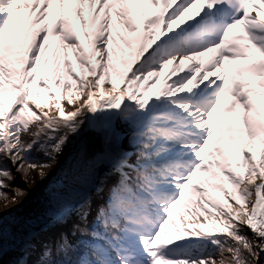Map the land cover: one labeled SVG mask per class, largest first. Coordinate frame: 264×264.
<instances>
[{"label":"snow or ice","instance_id":"obj_1","mask_svg":"<svg viewBox=\"0 0 264 264\" xmlns=\"http://www.w3.org/2000/svg\"><path fill=\"white\" fill-rule=\"evenodd\" d=\"M51 2L0 0V264H264V108L249 92L264 93L250 79H237L244 67L232 63L251 59L237 49L264 53V20L250 19L249 0H76L92 9L93 24L104 10L93 40L77 9L95 45L86 55L65 27L66 0H57L58 11H47ZM145 2L158 11L137 24L132 8L117 7L110 25L113 7ZM22 6L30 8L26 21L13 17ZM240 26L251 46L232 42L244 38L230 37ZM56 35L62 42L46 57ZM134 42L132 63L110 64L113 56L123 61ZM69 48L82 72L73 67ZM205 54H211L206 63ZM38 60L57 74L37 75ZM184 61L189 70L170 79ZM224 61L234 69L231 81ZM168 64L164 86L149 96L140 85L159 79ZM62 66L77 81L74 88L68 82L61 88ZM247 68L250 76L264 77V60ZM227 94L233 99L224 111L232 115L222 129L221 97ZM254 108L261 119L250 115ZM241 119L244 129L236 123ZM233 159L242 172L230 170ZM58 164L42 205L12 215L17 197L25 195L13 183V169L29 184L37 176L47 179L46 170ZM181 204L185 211L174 214ZM177 217L193 227L169 234L166 225Z\"/></svg>","mask_w":264,"mask_h":264},{"label":"bare ground","instance_id":"obj_2","mask_svg":"<svg viewBox=\"0 0 264 264\" xmlns=\"http://www.w3.org/2000/svg\"><path fill=\"white\" fill-rule=\"evenodd\" d=\"M18 3L21 5H24L26 3V0H18ZM255 3L259 5V8L253 7L252 0H249L248 3V11L250 14V19L256 17L259 15V17L264 20V0H255ZM117 7H120L122 11H126L127 8H132L133 9V14H132V20L134 23L139 24L141 20L147 18L148 15L153 14L158 11L157 8L152 6L150 3H143V4H135V5H129V6H116L111 9V20H110V25H115L117 22V16H116V11ZM59 10V6L57 3V0H52L51 4L49 5V8L47 11H52V10ZM77 9H82V15L85 20L88 21V26H87V31L92 32L93 36L91 39L94 40L95 36V30L99 27L100 24V18L103 17L104 15V10L101 9L100 12V17H98L95 21V24L92 23L91 19V12L92 9L89 8L87 4H78L76 0H66L65 3V13H66V29L69 30L70 34L75 35L81 42V45L85 49V55L94 49L95 45L90 43V38L89 36L85 35L86 27L85 24L82 22L80 15L77 14ZM39 11V9H37ZM190 11L194 14L196 11V7L194 6ZM30 8L28 7H20L13 12V17L14 19H19L20 21H26L28 16H29ZM33 17L35 16V13L31 14ZM139 17V19H137ZM47 19V17H46ZM36 27H39V25H36ZM120 27V35L124 36L125 38L128 37L129 33L126 28L121 24L119 25ZM8 31H13L15 33V30L9 27ZM113 36L116 37L118 44L123 47L124 42L123 40L120 39V36L116 34L115 29H113ZM233 36H243V39H234L232 42L238 45H249L251 46L253 42L249 39H247L248 33L244 29L243 26H240L236 29L232 30V33H230V37ZM51 42H52V47L48 50V52L44 53L46 57H50L51 52L53 49L57 47L58 42H62V38L59 35L52 36L51 37ZM109 51L113 49V45L110 42L108 45ZM137 44L134 42L131 51L126 50L123 55V61L117 60L115 56H113L110 60V64H123V63H132L133 60L135 59L134 53L136 51ZM237 50H244V51H249L251 53V59H244V58H237V60L233 61V64L236 65H241L244 67V73L248 71L247 66L251 63L258 62L261 58H264V53H261L258 48L250 47L248 49H237ZM69 55L70 58L73 60V67L77 72H82V68L79 65V63L76 61V56H75V49L74 48H69ZM211 54H205V56L202 58L203 62H207ZM39 62H41L39 60ZM55 64V61L52 62ZM62 63V62H61ZM189 63L188 61H184L180 63L179 70L177 72H172V76L170 79H174L177 74H183L184 71L189 70ZM63 67V76L64 78H67L68 80H75L73 77H71L68 72H67V67ZM224 67L229 73V80L231 81L232 74L234 72V69L229 66L228 61H224ZM172 71V64H168L165 66L162 75L160 76L159 79H156L155 81L152 80V78H148L145 82V85H148L149 87H152L154 90V93L161 89L164 86L165 80L164 76L168 75V73ZM218 71V70H214ZM119 72L123 74L125 72V69L123 67L119 68ZM53 74H57L54 73ZM60 75V73H59ZM237 79H250L251 80V85L253 88L258 89L260 92L264 93V87H261V84L257 82V80L250 76H241L240 74H237ZM119 83V81H118ZM143 84L140 85L141 88ZM107 86V85H106ZM131 87V86H129ZM247 86L245 87V91H247ZM249 96L252 100V102L255 105L261 106L264 108V96L257 97L255 92H249ZM233 97L230 94H227L225 96L221 97V107L223 106V110H220V116L222 117H230L232 113L224 111L226 106L231 102ZM236 109L237 111L243 115V106L239 102L236 104ZM215 115V114H214ZM251 116H253L255 119H261V117L256 116V110L255 108L253 109L252 113H250ZM238 126L242 129H244L243 121L242 119L236 122ZM226 128V125L223 122L222 129ZM255 128V124H254ZM258 131V129H256ZM246 132V129L244 130V133ZM244 138V137H243ZM245 139V138H244ZM253 153V157L257 161V167H259V149L253 148L251 149ZM63 162V157L61 158V163ZM59 167L60 165L58 164L56 167L53 169H47L46 171L49 172V177L43 181L40 180V178L37 176L35 177V184L32 190V195L29 196L24 202L18 204L13 208L14 215H27L35 210H37L41 205L42 202L45 198V189L48 187V185L52 182L53 178L57 175L59 172ZM33 206L30 209H25L27 206ZM22 211H25L24 214H22ZM11 214H13L11 212ZM51 235V234H49ZM47 238V237H46Z\"/></svg>","mask_w":264,"mask_h":264},{"label":"rangeland","instance_id":"obj_3","mask_svg":"<svg viewBox=\"0 0 264 264\" xmlns=\"http://www.w3.org/2000/svg\"><path fill=\"white\" fill-rule=\"evenodd\" d=\"M9 27H10V26H9ZM7 55H8V53L6 52V56H7ZM15 67H20V65H19V64H16ZM41 73L44 74V76H45L46 79H47L50 75H53V76L56 75V74H53V73H49L46 69H44L43 66H42V64H41V62H39V60H38V61H37V75H39V74H41ZM60 76H61V88H62V85H63L64 82H68V83H70V84L73 86V88L76 86V84H77V81H76V80H72V81H71V80H68L67 78H64V76H63V72L60 73ZM15 79H16V78L13 77V80H15ZM49 82L53 85V87H56L54 80H49ZM33 86L35 87V81L33 82ZM142 86H143V89H145V91L148 93L149 96H151V95L154 93V90H153L152 87H149L148 85H145V84H143ZM4 87H5L6 90L11 88V85L8 83V75L5 76V84H4ZM12 91L15 92V91H17V90H12ZM40 91L42 92V98H43V94H45V93H44V90H43V89H40ZM58 92H59V89H58ZM5 94L7 95L8 92L6 91ZM63 103L67 106V101H63ZM220 107H221V106H220ZM221 110H223V106L221 107ZM224 118H226V117H222L221 120H220V122H221V127H222V125H223ZM243 137H244L245 139H247V134H246V132L243 133ZM209 159L211 160V159H214V158H213V157H209ZM240 159H241V162H243V156H242V155H241ZM232 163H233V167L230 169L231 171H236L237 173H240V172L243 171V169H237V168H235V159H233ZM213 170H214V171H217V172L220 171V169H216V168L214 167V165H213ZM58 175H59V172L57 173V175H56L53 179H55L56 177H58ZM204 175L207 176V175H209V174H204ZM33 179L35 180V177H34ZM225 180H226V178H225ZM34 184H35V183H32V184H31V188H29V190L25 193L24 196H22V197H18V198H17L18 203H17L16 205H18V204L24 202L29 196L32 195V190H33ZM227 186H228L229 188L234 187V185H232L231 183H228ZM210 191H211V189H210ZM197 196H198V193H196L195 191H193V192H192V199H193V200L196 199ZM237 199H239V196L237 197ZM16 205L12 206V210H13V208H14ZM180 207H181V205H177V206L174 208V214H175V213H182V212L185 211V209H184V208L182 209V207H181V212H180ZM25 209L27 210V208H25ZM11 212H12V211H11ZM24 212H25V211H22V214H24ZM12 215H14V214H12ZM190 225H191V223L188 224V225H184V224H183V221H181V220L177 217L176 224H171V223H170V224L168 225V227H169V226H174V227H181V228H184V229H185V228H189ZM65 230H66V229H65ZM73 239H74V237H73Z\"/></svg>","mask_w":264,"mask_h":264},{"label":"trees","instance_id":"obj_4","mask_svg":"<svg viewBox=\"0 0 264 264\" xmlns=\"http://www.w3.org/2000/svg\"><path fill=\"white\" fill-rule=\"evenodd\" d=\"M13 173L14 175L16 176V179L15 181L13 182L15 185L19 186L20 188L24 189L25 190V193L29 190V188H31V182L29 184H26L24 182V180L21 178V175L20 173H16L15 172V169H13ZM13 193L9 191V200H11V197H12ZM18 198V197H17ZM3 204L4 202L2 200H0V208L3 207ZM181 207L182 209L184 208L183 204H181ZM181 207H180V212H181ZM199 224L202 226L203 225V221H199ZM193 227V225L191 224L189 228H185V230H190L191 228ZM166 228L170 230L169 234H172L177 227H174V226H169L166 225ZM75 239V237H74Z\"/></svg>","mask_w":264,"mask_h":264},{"label":"water","instance_id":"obj_5","mask_svg":"<svg viewBox=\"0 0 264 264\" xmlns=\"http://www.w3.org/2000/svg\"><path fill=\"white\" fill-rule=\"evenodd\" d=\"M16 206H17V205H16ZM33 206H34V205H33ZM33 206L30 205V206H27L26 208H27V209H30V208L33 207ZM12 213L14 214L13 211H12Z\"/></svg>","mask_w":264,"mask_h":264}]
</instances>
